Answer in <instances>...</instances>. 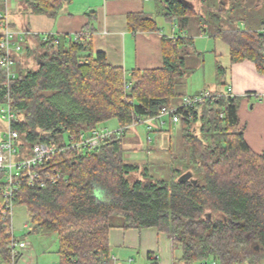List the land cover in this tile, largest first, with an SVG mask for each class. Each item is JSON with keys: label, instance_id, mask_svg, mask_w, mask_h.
Returning a JSON list of instances; mask_svg holds the SVG:
<instances>
[{"label": "trees", "instance_id": "obj_1", "mask_svg": "<svg viewBox=\"0 0 264 264\" xmlns=\"http://www.w3.org/2000/svg\"><path fill=\"white\" fill-rule=\"evenodd\" d=\"M68 1L32 0L27 7L55 16ZM187 1L158 0L157 13L179 30L197 18L201 33L228 45L232 62L248 59L264 73V17L258 15L264 0ZM134 19L138 28L159 30L154 18ZM91 31L89 24L74 38L38 36L36 46L24 45L36 67L18 68L13 78L0 67V103L16 115L10 123L17 132L14 159L29 156L38 142L75 144L111 119L123 128L97 147L58 152L38 166L55 179L31 187L23 175L11 199L0 172V264L20 257L10 247V202L25 208L29 232L56 234L59 264H112L113 227L168 234L176 246L173 264H258L264 257V152H253L244 140L240 98L214 92L216 100L180 108L183 152L171 155V178L155 179L147 168L137 177L139 165L123 160L122 134L162 108L179 106L172 101L194 40L184 32L162 36V66L127 77L93 51ZM3 52L0 46V58ZM187 172L191 178L179 181Z\"/></svg>", "mask_w": 264, "mask_h": 264}, {"label": "crops", "instance_id": "obj_2", "mask_svg": "<svg viewBox=\"0 0 264 264\" xmlns=\"http://www.w3.org/2000/svg\"><path fill=\"white\" fill-rule=\"evenodd\" d=\"M28 1L32 0H0V15H6L10 28L21 36V50L12 53L14 65L11 70L14 75L18 68L36 67L34 59L26 56L24 45L36 46L38 36L44 38L46 34L74 38L90 24L93 51L103 52L107 61L120 67L127 77L134 69L160 68L162 36L176 35L173 32L176 24L157 13L158 0H70L61 5L55 16L31 13ZM137 14L154 18L159 30L138 28L134 19ZM158 17L171 25L169 32L159 24ZM0 34H3L1 22ZM213 78L207 81L211 86L208 91L224 94L229 90L233 96L240 98L237 115L244 140L253 152H264V73L257 70L253 61L232 62L229 56L223 74L216 72ZM180 102L181 98H174L172 105H179ZM166 119L170 122L168 116L155 121L160 129ZM116 124L112 130L119 129L117 121ZM109 243L112 264H122L120 260H124V264H173L176 251L171 237L153 228L113 227L109 230ZM21 256L16 260L19 264H34L31 251L24 259Z\"/></svg>", "mask_w": 264, "mask_h": 264}, {"label": "rangeland", "instance_id": "obj_3", "mask_svg": "<svg viewBox=\"0 0 264 264\" xmlns=\"http://www.w3.org/2000/svg\"><path fill=\"white\" fill-rule=\"evenodd\" d=\"M258 15L264 17V8L258 12ZM158 19L159 24L165 27L166 32H169L171 25L160 20V17ZM197 22V18L190 19L188 26L182 30H179V26H174L173 32L175 34L184 32L195 41L193 47L186 48L185 52L187 53L184 57L187 72L185 76L178 79L175 99L182 98L183 95L193 96L210 90L211 86L207 84V81L213 78V74L217 72V65L225 69L227 67L230 56L228 46L218 38L203 36L205 33L201 34L202 31ZM200 38L202 39L200 40ZM215 80L213 81L215 82ZM6 108V103H0V141L8 127L2 112ZM165 121L162 129L155 121L142 122L129 127L122 134L123 160L139 165V171L134 174L135 176L140 177V173L147 168L148 173L155 179L169 180L171 178V155L182 153L183 143L179 122L170 123L168 119ZM116 125V120L111 119L101 126L108 131H115L112 128ZM195 125L198 126V123ZM148 126L151 129H148ZM15 159L17 160V157ZM11 219L14 237L28 244L26 249L22 250V259L25 258L28 251H31L34 264H59L56 234L29 232L28 225L25 227L28 222V215L21 205L13 208ZM120 262L124 264L125 261L120 260ZM15 264H19V261ZM258 264H264V257L259 260Z\"/></svg>", "mask_w": 264, "mask_h": 264}, {"label": "built area", "instance_id": "obj_4", "mask_svg": "<svg viewBox=\"0 0 264 264\" xmlns=\"http://www.w3.org/2000/svg\"><path fill=\"white\" fill-rule=\"evenodd\" d=\"M0 22L4 29L3 35L0 41V46L3 49V55L0 58V67L6 73V78L10 79L14 77V73L11 70L14 65V59L12 56L13 52H19L22 48L20 40L21 36L19 33L13 31L10 28V24L6 15H0ZM224 96L229 95L233 96L229 90L227 93L223 94ZM220 96L218 93H214L211 91H205L203 93H199L193 96H183L181 102L178 107L171 108H162L159 114L155 118H147L141 121L134 122L132 124L136 125L142 122L150 123L151 121H158L164 116H168L170 122L178 123L180 118L177 111L181 108L183 109H191L197 104H200L204 100H216ZM5 115L7 122V131L3 136V139L0 141V172L4 174V196L8 199L12 198L13 190L17 188V184L20 181V178L25 175V179L27 184L31 187L38 185L39 187H43L50 180H54L55 177L48 172L44 174L41 169H39V165H41L44 161H49L54 158L58 152L72 150L74 148L86 147L93 148L97 147L103 139L109 137L113 133L122 132L123 128H119L116 131H108V130H100L95 131L89 136H82L80 140H78L75 144L62 145L60 147H56L54 145H49L45 143H35L32 147V153L24 158H20L19 160L14 159V154L16 153V145L15 141L17 139V132L10 128V123L16 120V115L13 113L9 104L7 103L6 110H2ZM148 129H151L148 126ZM24 171H26L24 173ZM1 187V184H0ZM12 203H8L7 212L9 220L11 222L12 212H13ZM12 224V222L10 223ZM27 227V224H25ZM12 230V225H11ZM13 231V230H12ZM28 244L21 239L13 238L10 247L13 250V254H22V250L26 249ZM204 264H217L215 262H208Z\"/></svg>", "mask_w": 264, "mask_h": 264}, {"label": "water", "instance_id": "obj_5", "mask_svg": "<svg viewBox=\"0 0 264 264\" xmlns=\"http://www.w3.org/2000/svg\"><path fill=\"white\" fill-rule=\"evenodd\" d=\"M181 3L186 4L188 3L187 0H179ZM191 178V173L187 172L179 177V181H186Z\"/></svg>", "mask_w": 264, "mask_h": 264}]
</instances>
